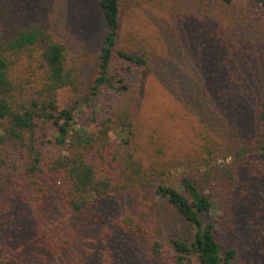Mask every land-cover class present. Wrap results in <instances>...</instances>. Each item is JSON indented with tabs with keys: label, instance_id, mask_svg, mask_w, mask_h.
Segmentation results:
<instances>
[{
	"label": "rangeland",
	"instance_id": "1",
	"mask_svg": "<svg viewBox=\"0 0 264 264\" xmlns=\"http://www.w3.org/2000/svg\"><path fill=\"white\" fill-rule=\"evenodd\" d=\"M208 8L198 0H120L117 47L153 60L152 69L134 71L128 80L137 103L132 117L134 153L147 171L163 170L156 181L178 185L179 178L201 167L210 156L217 163L229 162V140L254 130V114L264 96L262 7L255 0H238L230 8ZM18 11L22 22L33 19L63 43L68 64L76 68L78 88L61 89L59 107L73 105L74 128L98 129L112 101L107 87L93 89L107 29L98 0H19ZM39 53L38 47L27 49L10 65V77L27 91L38 90L44 75ZM169 63L191 89L204 92L215 114V128L201 121L200 108L191 105L190 95L176 78L167 76L164 67ZM240 125V130L235 128ZM36 133L43 151L56 155L59 148L53 141L52 123L42 121ZM117 134L111 133L112 138L119 140ZM16 163L12 160L9 169L16 168ZM234 198L238 204L235 227L226 234L217 230L216 235L223 244L236 246L248 264H264V169L247 165ZM96 212L80 218L93 228L83 235L95 241L84 264H168L167 256L150 255L148 237L119 225L120 217L127 214H137L154 225L167 248L171 238L191 234L186 220L148 187L139 188L136 196L106 199ZM209 214L217 220L221 211L214 208ZM18 220L6 233L0 221V249L8 246L18 252L6 264H70L68 259L58 262L48 257L36 238V223ZM20 224L27 228L16 240Z\"/></svg>",
	"mask_w": 264,
	"mask_h": 264
},
{
	"label": "trees",
	"instance_id": "2",
	"mask_svg": "<svg viewBox=\"0 0 264 264\" xmlns=\"http://www.w3.org/2000/svg\"><path fill=\"white\" fill-rule=\"evenodd\" d=\"M198 1L209 5L210 10L230 8L238 2ZM255 1L262 7L259 17L264 20V0ZM98 5L107 29L98 52L93 89L107 87L112 101L101 126L88 132L74 128L73 105H58V92L64 88L76 91L79 84L76 68L67 62L65 45L33 23V19L22 22L19 0H0L2 231L8 232L22 217L36 223V238L47 250L48 257L58 262L68 259L70 264L81 260L84 264L93 252L91 246L95 241L83 235L93 228L80 218L90 212L97 215L96 210L106 199L136 196L139 188L148 187L160 200L168 202L191 228L187 237L171 238L167 248L150 222L132 213L120 217L119 225L125 231L148 237L151 256H167L168 264H193V260L198 264H248L236 246L223 244L216 233L220 230L226 234L235 227L238 204L234 192L242 171L247 165L264 169V96L254 114V130L243 138L236 135L229 140V162L217 163L210 156L200 164L202 168L196 167L179 178L178 185L156 181L163 170L147 171L134 153L132 117L137 103L128 80L134 71L152 69L153 60L117 47L120 0H98ZM33 47L40 49L44 74L35 92L15 82L9 71L14 58ZM164 68H167V76L176 78L183 91L190 95L191 105L200 108L201 121L215 128L212 124L215 114L204 92L200 94L199 88L191 89L185 84L180 72L170 63ZM42 121H50L53 125V141L59 148L56 155L45 153L37 139L36 132ZM241 127L235 126L238 130ZM111 133H118L120 139L112 138ZM14 159L18 163L10 170V162ZM12 197L16 198L15 203ZM214 208L221 211L217 220L209 216ZM26 228L20 224L18 230L21 231L13 238L20 240ZM14 255L17 257L18 252L8 246L0 249V264H6Z\"/></svg>",
	"mask_w": 264,
	"mask_h": 264
}]
</instances>
